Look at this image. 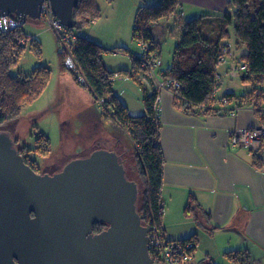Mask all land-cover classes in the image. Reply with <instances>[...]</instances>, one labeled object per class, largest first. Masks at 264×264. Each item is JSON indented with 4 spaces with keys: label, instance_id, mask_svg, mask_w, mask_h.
<instances>
[{
    "label": "trees",
    "instance_id": "1",
    "mask_svg": "<svg viewBox=\"0 0 264 264\" xmlns=\"http://www.w3.org/2000/svg\"><path fill=\"white\" fill-rule=\"evenodd\" d=\"M96 2L97 0H77L72 14L74 28L70 30L76 37L71 53L75 70L65 69L64 57L58 47L59 68L63 73L69 72L78 85L88 90L104 112L111 110V119L114 123L127 130L131 139L137 144L139 151H135L134 158L141 181V190L139 189L141 192L137 199L138 215L142 219V224L151 223L162 231L163 157L158 145L159 122L153 117L156 91L145 96L143 102L146 114L141 116H132L128 108L114 95L112 86L114 76L129 75L128 77L132 78L133 75L126 71H108L103 62L104 49L90 40L77 36V33L90 28L100 18ZM179 6V0H160L155 5L138 8L135 13L133 39L136 40V30H139L140 37L149 45H154L148 29L149 25L178 16ZM206 18L178 21L180 39L173 50L171 66L162 75L163 78L175 81L179 85L176 91L178 98L175 99L177 108L188 115L215 114L218 113L215 108L225 98L229 104L234 103V106L240 109L246 104L251 106L256 114L261 115V125H264L262 106L264 98L260 89L264 82V0H231L228 9L219 18L220 31L217 39L213 41L207 40L202 34V22ZM230 38L234 39L237 49L242 48L246 51L238 57V62L246 65L241 79L245 85L251 87V90L239 97L233 93H226L218 100H214L211 96L218 84L217 65L225 48H228L225 42ZM29 41L22 27L10 32L0 30V128L16 122L20 117L22 106L38 99L50 81L51 72L45 66L35 67L29 74L17 76L10 74V69L18 64L28 43L35 58L41 59L39 44L34 40ZM56 41L58 46L57 38ZM115 51L124 53L126 49L120 48ZM78 77H82L84 83H80ZM15 143L24 163L35 173H40L36 162L29 158L28 153L33 152L39 157L47 156L51 150L47 137L37 133L33 150L19 147L17 142ZM261 149L263 153L264 139L261 141ZM252 157V165L256 169H261L264 156L253 154ZM198 208L195 199L190 197L184 214L189 215ZM106 227L98 224L93 227V232L99 233ZM177 242L191 243L193 248L189 249L187 254L191 259L194 258L195 236ZM238 254L228 252L224 256L230 262H234L233 264H250L248 256L239 259ZM198 264L213 263L207 261Z\"/></svg>",
    "mask_w": 264,
    "mask_h": 264
},
{
    "label": "crops",
    "instance_id": "2",
    "mask_svg": "<svg viewBox=\"0 0 264 264\" xmlns=\"http://www.w3.org/2000/svg\"><path fill=\"white\" fill-rule=\"evenodd\" d=\"M159 1L129 0L125 15L130 13L128 18L134 19L138 8L152 6ZM230 1L179 0L178 16L166 20V28L177 26L179 20L189 21L199 17H207L205 22H217L228 9ZM113 2L114 0L110 2L97 0L96 4L101 11H107L115 6L116 1ZM90 28L80 31L77 36L90 40L104 49L106 44L99 42L92 30L93 27ZM151 38L157 43L154 35L151 34ZM225 43L231 57L225 61L224 69L226 73L236 77L241 74L238 72L239 55L232 54V49L237 48L232 38ZM127 45L120 47L126 49L129 56L133 55L132 50H127L132 47ZM136 49L138 50L137 47ZM237 50L240 56L242 52L244 54L242 48ZM158 54L160 55V50ZM103 62L108 71H119L108 68L105 60ZM58 74L55 76L57 88L61 82L66 83L67 80L66 72L59 70ZM219 76L221 78V75ZM144 90L146 92V89ZM55 91L53 87L51 89L53 95ZM159 96L158 145L163 157L161 228L164 235L173 241L195 236L194 259L198 253L210 262L213 261L212 258H221L227 263L219 264H233L224 256L225 253L233 252L239 253L240 257L248 256L254 262H264V164L261 169H256L252 165L253 157L249 151L244 148L228 147V134L232 130L254 129L260 126L261 115L256 114L247 104L235 117L226 113L188 115L177 108V100L170 92L162 91ZM234 105L231 103L230 109ZM93 111L91 110L86 117L91 118L90 126L96 129L100 119L96 110ZM38 117L29 116V122L38 121ZM60 129V139L64 140L70 131L67 130V126H61V123ZM94 140L105 144L97 136ZM98 149L110 148L96 146L87 155ZM73 159L76 158L71 160ZM190 197L195 199L199 208L196 212L186 215L184 210Z\"/></svg>",
    "mask_w": 264,
    "mask_h": 264
},
{
    "label": "water",
    "instance_id": "3",
    "mask_svg": "<svg viewBox=\"0 0 264 264\" xmlns=\"http://www.w3.org/2000/svg\"><path fill=\"white\" fill-rule=\"evenodd\" d=\"M48 2L74 28L77 0H0V17L40 20ZM138 185L115 152L98 149L49 176L32 171L0 131V264H153L137 211ZM106 229L93 234V227Z\"/></svg>",
    "mask_w": 264,
    "mask_h": 264
},
{
    "label": "rangeland",
    "instance_id": "4",
    "mask_svg": "<svg viewBox=\"0 0 264 264\" xmlns=\"http://www.w3.org/2000/svg\"><path fill=\"white\" fill-rule=\"evenodd\" d=\"M128 1L114 0L115 6L111 10L101 11L99 9L100 18L90 27H93L92 30L95 32L97 39H99L98 41L106 44V47H104L105 52L103 60H105V64H108H106L108 68H114L121 72L126 71L129 74H133L132 78L128 77L129 75H119L120 77L114 80L112 86L114 93L117 95L116 97H118L123 104L125 103L127 105L129 113L132 116H141L146 114L143 100L146 94H152L154 87L148 79L146 72L144 70H139V68L131 62L126 52L123 53L120 51L119 53L115 51L120 48L124 49L120 46L128 44L132 49L127 48V50H132L133 55H137L139 52L137 42L132 36L135 16L133 19V17L128 18L130 13L125 15L129 5ZM129 8L131 9V6H129ZM44 20H48L47 15H44L40 20L26 19L22 26V30L27 38L39 44L41 59L37 60L35 58L28 43L18 64L10 69V74L12 76L29 74L35 67L45 66L51 72L50 81L47 88L38 99L30 104L22 106L20 117L16 122L8 124L0 128V130L9 132L19 147H24L28 150H33L37 133H41L47 137L51 148L50 153L45 157H39L33 152H29L28 156L36 162L41 174L49 176L61 171L63 166L72 158H86V156H88L87 153L93 147L98 146L113 149L115 154L119 157L121 156L120 158L123 161L127 180L136 183L138 189L141 190V181L136 171L134 158L135 151H139L138 146L131 139L129 132L115 124L111 119L112 111L108 110L104 112L102 108H100L99 103L95 102L92 96H90L88 90L78 85L69 72H66V83L61 82L59 87H56L57 82L55 83V76L59 75L58 72L60 70L58 46L54 31L43 22ZM218 23L219 21L202 22V34L207 40L213 41L218 37L221 27L220 23ZM148 29L151 34L155 36V40H157L158 44L154 42L153 53L158 60H160L161 65L159 71L164 73V71L171 66L173 50L180 39V30L177 26H172L170 29H167L166 20L151 24ZM232 40L234 39L232 38ZM159 50L160 55L158 54ZM236 50L232 49V54L240 56V53H237L238 50ZM243 51L244 53L246 52L245 49H243ZM224 52L222 53V57L226 61L227 58L231 57V53L226 48ZM238 63L236 64L238 65ZM221 65L222 66L219 67L217 66V72L221 75L217 97L223 96V94L226 93H233L236 97H239L251 90V87L242 82L241 74L234 77L228 72L226 73L224 62H222ZM53 87H55L56 90L54 95L51 92ZM144 89H146V92ZM260 89L263 91L264 98V82ZM262 106L264 110V100ZM91 110H94L93 112L96 110L100 119L96 129L90 126V124H92L90 122L91 118L86 117ZM29 116L40 117H38V121L34 120V122H29ZM60 123L61 126H67V130L70 131L67 134V138L64 140L62 139L63 141L60 139ZM260 126L264 125L260 124ZM95 136L105 142V144L101 143V141L96 142L94 140ZM263 139L264 138H262V140ZM260 156H264V152ZM240 256L241 255L238 254L239 259L244 258V256ZM212 259V263H227L221 260V258ZM249 260L250 264H264V262H254V260L250 258ZM207 261L209 260L202 258L197 253L195 259L192 258L191 261L186 264H198ZM227 261L229 263H234L229 260Z\"/></svg>",
    "mask_w": 264,
    "mask_h": 264
},
{
    "label": "built area",
    "instance_id": "5",
    "mask_svg": "<svg viewBox=\"0 0 264 264\" xmlns=\"http://www.w3.org/2000/svg\"><path fill=\"white\" fill-rule=\"evenodd\" d=\"M44 15L48 16V20L43 22L54 31L58 40L59 51L64 55V66L67 70H75L74 62L71 58L73 46L76 42V37L70 30L62 27L58 20L54 17L50 10L48 2H44L42 6L41 18ZM20 19L16 15H9L0 17V30L3 32H10L13 29L22 27ZM135 41L139 47L137 55H130L131 61L136 64L141 71H145L148 79L156 91V98L153 106V117L159 122L160 113V96L162 91L170 92L175 99L178 98L176 91L179 89L177 82L163 78V73L159 71L160 60L153 53L154 45L146 43L139 35V30H136ZM225 53V52H224ZM225 60L222 57L218 62V67ZM217 67V68H218ZM246 70V65L241 64L238 67V71L243 74ZM120 76L115 75L114 80ZM80 83H84L82 77H78ZM217 83L220 80V76H216ZM219 92L218 84L215 86L211 98L218 100ZM215 111L218 113H226L231 117L240 111V108L234 106L232 109L229 107L227 99L223 98ZM264 138V126H258L254 129H234L228 134V147L244 148L252 155H262L261 141ZM147 229L148 239V253L153 264H186L191 261V257L187 254V251L193 248L191 243L181 244L177 241H170L166 238L164 233L155 228L151 223L142 224Z\"/></svg>",
    "mask_w": 264,
    "mask_h": 264
},
{
    "label": "flooded vegetation",
    "instance_id": "6",
    "mask_svg": "<svg viewBox=\"0 0 264 264\" xmlns=\"http://www.w3.org/2000/svg\"><path fill=\"white\" fill-rule=\"evenodd\" d=\"M106 150H109V151H114V150H112V149H106ZM121 157V156H120ZM119 157V158H120ZM120 161L122 162V164H123V161L121 160V158H120ZM38 174H41V173H38ZM93 234H97V233H95V232H93Z\"/></svg>",
    "mask_w": 264,
    "mask_h": 264
}]
</instances>
